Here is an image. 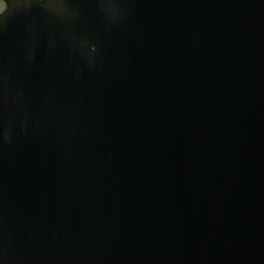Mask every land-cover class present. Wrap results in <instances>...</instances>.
I'll return each mask as SVG.
<instances>
[{
	"label": "water",
	"instance_id": "1",
	"mask_svg": "<svg viewBox=\"0 0 264 264\" xmlns=\"http://www.w3.org/2000/svg\"><path fill=\"white\" fill-rule=\"evenodd\" d=\"M5 2L0 264H264V0Z\"/></svg>",
	"mask_w": 264,
	"mask_h": 264
},
{
	"label": "rangeland",
	"instance_id": "2",
	"mask_svg": "<svg viewBox=\"0 0 264 264\" xmlns=\"http://www.w3.org/2000/svg\"><path fill=\"white\" fill-rule=\"evenodd\" d=\"M5 3L2 1V0H0V14H2L3 13V11L5 10Z\"/></svg>",
	"mask_w": 264,
	"mask_h": 264
}]
</instances>
